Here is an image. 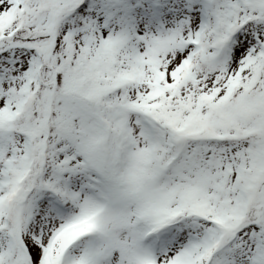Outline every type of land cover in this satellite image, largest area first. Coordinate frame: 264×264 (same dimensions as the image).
Wrapping results in <instances>:
<instances>
[{"label":"snow or ice","instance_id":"1","mask_svg":"<svg viewBox=\"0 0 264 264\" xmlns=\"http://www.w3.org/2000/svg\"><path fill=\"white\" fill-rule=\"evenodd\" d=\"M0 264H264V0H0Z\"/></svg>","mask_w":264,"mask_h":264}]
</instances>
